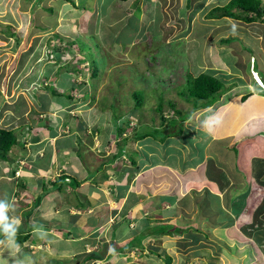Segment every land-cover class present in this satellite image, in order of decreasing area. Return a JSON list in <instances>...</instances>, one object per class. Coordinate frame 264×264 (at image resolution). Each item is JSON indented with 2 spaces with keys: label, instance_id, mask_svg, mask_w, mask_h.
I'll return each mask as SVG.
<instances>
[{
  "label": "rangeland",
  "instance_id": "rangeland-1",
  "mask_svg": "<svg viewBox=\"0 0 264 264\" xmlns=\"http://www.w3.org/2000/svg\"><path fill=\"white\" fill-rule=\"evenodd\" d=\"M73 1L78 7H72L65 0H0V126L15 129L19 143L13 147L10 157L16 161L24 148L30 145L24 146V143L36 131L39 130V135L45 132L44 135L49 138L47 129L54 135L59 130L60 134L49 140V149L65 148L68 153L74 149L76 156L71 155V165L75 162L77 168L88 174L94 173L104 163L102 172L95 179L100 180L107 171L113 172V177L111 180L105 177L99 186L94 183L78 188H49L52 200L64 205L57 208V215L43 218L39 208L41 202L33 207L37 197L35 183L14 186L9 176V183L0 187V197L4 200L3 195L9 194L12 198L6 200L19 209L16 213L13 207L9 210L11 217L21 219L16 235L26 233L32 223L33 227L46 233L33 228L28 239L9 242L0 232V264L6 261L4 258H11L1 253L6 248L15 250L11 253L12 259L15 256L13 264H82L81 257L63 255L68 254L71 248L76 250L83 245L84 238L82 241L77 238L80 232L87 233L86 244L88 236L93 239V244L103 242L98 255L107 258L105 262L109 264H246L245 255L233 253L237 244L231 242L232 239L239 240V235L250 233L249 228L242 225L244 218L241 221L236 219L234 223L230 218L226 223H214L212 214L208 213L209 219L203 217L201 220V212H205L200 207L201 198L205 203L211 202L213 193L209 194L211 189L208 185L213 186L212 176L219 173L212 164L217 161V147H212L211 142L212 133L221 132L218 131V124L211 130L207 129L205 121L214 118L226 126L228 115L235 117L236 114L249 113L258 104L255 96L244 99L249 93L240 89L249 84L257 91L256 81L259 85L263 82L262 74L255 71L264 75V23L242 24L227 18H207V10L212 5H223L228 0ZM226 37L235 39L223 42ZM50 51L52 56H49ZM47 52H50L48 56ZM60 53L63 54L59 56ZM78 58L84 59L83 62H75ZM88 62L96 72L95 78L91 76ZM202 71L217 76L227 90L211 106L192 114L189 111V117L183 121L177 135L171 126L165 128L160 116L179 118L186 115L191 104L179 92L186 91L185 78L188 74L196 76ZM53 89L60 95H56ZM236 90L240 91L241 102H234L230 97ZM138 91L142 105H136L133 98V93ZM226 96L229 98L226 99ZM226 100L232 101V111L221 105ZM169 103L175 104L178 116L168 112L171 110ZM159 105L161 111L156 110ZM230 106L227 109H231ZM233 119L227 128L230 129ZM46 122L49 126L42 127ZM119 125L125 127L126 136L134 133L135 128L152 131L156 126L157 130L149 131L152 135L144 139L148 151L140 143L130 140L126 141L123 149H133L136 154H112L117 150V143L112 141L111 144L110 139L114 137L121 141L123 137V134H114ZM193 127L210 134L211 140L205 146L208 136L200 132L196 138L197 130L194 131ZM96 131L98 134H95ZM166 132L172 134L166 135ZM95 136L98 140L93 142ZM101 139L103 149L98 144ZM46 144L45 140L39 155L46 152ZM229 150L239 152L238 146H231ZM32 155L35 156V153L32 152ZM44 156L49 159L50 155L45 153ZM53 156L55 159L50 157L48 162L52 167L46 171L51 178V174L58 173L56 161L64 159V155L63 158ZM130 158H133L134 164ZM256 164L260 165L259 162ZM138 165L140 169L153 167L141 170L139 175L135 171L123 174V171L133 170ZM166 166H170L172 171H168ZM188 168L200 171L191 175L193 178L201 177V180L196 177L197 182L202 181L201 187H183L188 181L189 175H185ZM34 172L30 170L32 178H35ZM222 172L227 175L226 171ZM157 173H163L164 179L170 176L169 180L162 181L164 187L159 184ZM39 174L37 176L41 177ZM21 175L25 178L29 174ZM220 182L225 183L223 179ZM125 189V197L130 194V199L136 196L139 200L143 196L133 208L126 206L125 198L114 200ZM173 189H182L187 204L190 200H200L198 207L183 210L179 202L171 199L180 195ZM230 193V198H238L233 189ZM158 194L161 200L158 209L164 210L166 215L174 213L169 222H148L150 218L144 215L151 208L146 205L157 199ZM166 200L171 204L166 205ZM151 204L153 206V202ZM78 205L83 206L81 210ZM253 206H260L255 223L263 221L264 201ZM125 207L128 208L126 212ZM117 209H123L125 213L129 211L126 216L130 223H120L121 216L124 218L125 214L114 213L113 210ZM30 210L32 212L25 217L24 214ZM63 210L71 214L65 217ZM152 213L150 216L154 218ZM46 220L52 225L41 224ZM27 221L30 224L26 228L24 222ZM194 221L196 223L192 226L187 225ZM50 227L51 230H45ZM112 232H116L114 237H111ZM158 232L164 234L159 235ZM233 232L234 236L231 235ZM74 237L77 238L76 243L72 242ZM257 244L259 250L252 251L259 258V263L252 257L254 261L251 264L261 263ZM109 247L122 253L114 252L108 258ZM75 253L78 254V251ZM164 254L172 257L171 262L165 260Z\"/></svg>",
  "mask_w": 264,
  "mask_h": 264
},
{
  "label": "crops",
  "instance_id": "crops-1",
  "mask_svg": "<svg viewBox=\"0 0 264 264\" xmlns=\"http://www.w3.org/2000/svg\"><path fill=\"white\" fill-rule=\"evenodd\" d=\"M262 23H264V21ZM249 28L251 29V25H249ZM252 30H254V29H252ZM262 33H264V32H262ZM263 83H264V80H263ZM240 90L249 93L246 95V98L247 97L250 98V97L255 96V100H256V102H258V104L249 113L244 112L243 114L241 113V115L236 114L235 117L233 114L228 115V117H226V119H225L227 125H228L229 121H232V119L234 118L232 124L230 125V129L227 128V125L224 126V124L222 122H221V124L218 123V131H221V132H219V134H213L212 133L213 140H211V136L209 134V136H210L209 141L211 140L212 147H217V153H216L217 161L214 160V163H212V164H214L216 169L219 170V173H218V175L212 176V178L214 180L213 186L208 185V187L211 189V194L213 193L212 195L210 194L211 195V202L205 203V202H203V199L201 198L202 201H201L200 207H202V209H205L204 210L205 212H201L202 213L201 220L203 217L204 218L206 217L209 219V216L207 214L210 213L213 216L212 218H214V223H219V222H223V221L226 223L228 218L233 219L231 222L235 221L236 219H239V221H241L240 219L244 218V220L242 221V225L246 226L247 224L251 223L253 220V213L255 211V208L257 207V206H253V204H255V203L260 204L262 198H264V173H263L264 172V105H263L264 95L261 94V92H260L261 89L259 90V88H258L257 91H255L254 88L252 86H250L249 84L244 85L243 88H241ZM228 92H227V94H228ZM239 92H240L239 90H236L230 96L233 98L234 102H241L240 97L238 95ZM227 98H229V97L226 96V99ZM231 102L232 101L226 100V101H223L221 105L225 106L226 110L232 111L233 109L230 106ZM59 104L60 103H58V105ZM228 106H230L231 109H227V108H229ZM49 109H50V107H49ZM50 122H52V121H50ZM68 124L69 123H67V125ZM41 134H42V136L38 140L39 144L41 143V146L38 145V148H39V149L37 148L38 151H40V149H42V143L46 140V136L44 135L45 132H42ZM56 137H57V135L55 137H52V138L50 137L49 140L50 141L54 140ZM50 146L51 145L49 142V146H46L47 147L46 152L43 151V153L41 155L42 158L38 159L35 164H33V162H31V164H26L24 162V164L22 166L21 174H29V175H26V179L22 182L21 185H19L20 182L18 181V178H16L15 176H12L11 168L6 165V162L0 161V182H3V183H0V187H3L4 184L9 183L8 178L10 176L11 182H12V180L14 181V186H16V184H17L19 187H21L24 185H31L28 183H32V185L35 183L36 193L37 194L42 193L43 189L41 188V183L39 184V181L44 175H46V176L48 175L46 173V171L47 170L50 171V168L52 167L51 164H49L48 162L50 161V157L51 158L54 157L53 155H58L59 158H63V155H64V159H58V160L56 159L57 160L56 162L58 164V168H57L58 172H60L63 169V173L67 174L69 177L71 175H74L77 177V179H79V176H82V177H80L81 184L76 186V187H85V184H87L89 181H88V178H86L84 171L81 168H77V164L75 162H74V164L71 165V161L69 160L71 155L76 156V154L74 152L68 153L65 148H59L57 150V149H55V148L53 149L51 147V149H49ZM231 146H234L235 148H236V146H238V148H239L238 154H237L236 150H235L236 152L229 150L231 148ZM61 152H63V153H61ZM66 152H67V154H65ZM45 153L47 155H50V156H48L49 159L46 158V156H44ZM256 157L258 158V160H256L257 159ZM54 159H55V157H54ZM38 162H40V164ZM256 162H259L260 165H257ZM43 165H45V166L43 167ZM228 168L230 170H227ZM15 169L16 170L20 169V167L16 166ZM166 169L168 171H172V169L170 167H166ZM30 170L35 171L34 177H35V180L38 179L37 181H33V179H31L29 177V176H31ZM193 170L194 169L188 168L187 171L185 172L186 173L185 175H189V177H188V181L185 182L183 187H201L202 186V181H199V182L196 181L197 180L196 177L198 178V176H195V178H193V176L191 175V174H194L195 172L198 173L200 171H193ZM37 171L40 173L39 175H42L41 177L37 176V173H38ZM222 171H226L227 175L225 176ZM166 173H168V172H166ZM56 174H59V173H56ZM161 174H163V173H160V175ZM160 175L156 174V178H159L158 180H159L160 185L163 184L162 181L170 179V176H169V178L166 177V179H164V178H161ZM196 175H198V174H196ZM198 179L201 180V177L199 176ZM222 179L225 181V183L220 182V180H222ZM51 181H52V179H51ZM153 184H155L156 187H159L156 184V182H153ZM204 185H205V183H204ZM164 186H165V184H163L162 187H164ZM221 187H224V188H221ZM246 187H250V189L247 191V194L245 193ZM230 189H233L234 195H237L238 198H240V196L243 193H245V204L242 206V210H240L238 212V215H236V212L238 209L237 204L239 203L238 198L235 200L233 198H230V195H231ZM185 190H186V188H184V191ZM239 191H241V193ZM12 195L14 196L15 192L12 193ZM47 195H44V197L40 201L41 204L39 205V208L41 209L40 214H43V218H44V216L46 218H51L53 215H57V211H58L57 208L58 207L63 208V205H64L63 203L58 204L59 202L55 201L54 199L52 200L53 195L50 197V193H48ZM196 196H198V195H196ZM2 198L10 200L12 197L9 194H7V195H3ZM219 198H221V199L224 198V199L220 200ZM0 200H1V197H0ZM175 201L180 203V206L182 207L183 210L191 209V208L195 210L198 207V204L200 203V202H198L200 200L197 199L195 201L190 200V203L187 204V202H185L182 189H180V195L176 196ZM137 202H135L132 205V208L134 207V205ZM152 202H153V206L151 204ZM154 202H157V204H154ZM151 203L149 204V206L151 208L148 209L147 212L144 213V215L147 214L148 217H151L150 214H151V212H153L154 213L153 216H154V220H155L154 222H157L158 220H165L164 222H166V221L169 222L170 218L167 219L168 216L166 215V213H164V210L158 209V204L161 203L158 196H157V199H155L154 201L151 200ZM203 203H204V205H202ZM167 204H171V203L168 201V202H166V205ZM235 205H236V208H234ZM193 206H195V207L193 208ZM12 207L14 208L15 213L17 210H19V209H17L18 207H14V206H12ZM79 209L81 210L82 208H79ZM62 212H64L66 214L65 217H67L71 214V213H69V211L67 214V210H63ZM71 212L74 213V211H71ZM155 213H158L159 214L158 216H162L161 218H163V219L158 218V216L155 215ZM11 214L12 213L9 211V213H8L9 217H11ZM203 214H204V216H203ZM141 215H143V214L141 213ZM231 216L233 218H231ZM43 218H41V219H43ZM121 218L123 219L122 216H121ZM151 218H153V217H151ZM122 219H121L120 223L128 222V221H125ZM48 220H46L47 222L41 221V224L45 223L44 225H47V226L52 225L51 223L48 222ZM24 223L26 225L25 226L26 228L28 227V224H30L28 221L24 222ZM34 223H37V221ZM195 223H196V221L191 222L190 224H187V225L192 226ZM262 223L263 224H261L260 229L254 230L252 233H248L246 235H242V236L239 235L238 236L239 240H237V239L231 240L232 244L234 242H236V243H234V245L237 244L236 245L237 248L235 247L236 250H234V249L232 250L233 253L245 255V258H246L245 263L246 264H247V262L249 264H251V262L254 261L253 258L256 259V263L257 262L259 263V258H257V256L255 254H253L254 251H252V250L258 249V247L256 246L257 243H258L257 245H259V247H260V252H261V263L260 264H264V220L262 221ZM227 224H229V222ZM34 228H38V227H34ZM32 229L33 228H30V230H32ZM38 229L40 231V228H38ZM45 230H51V227L49 229H45ZM40 232H44V231H40ZM44 233H46V232H44ZM115 233L112 232L111 237H114L113 235ZM85 235H87V233L80 232V235L77 237L80 239V241H82L84 238L83 245L81 244V247H79L76 250L74 248H71V250L68 254H63V255H67L70 257L73 256L75 258L81 257L82 259L80 261L82 264H109V263L105 262V260H107V258L105 259L102 256H100L101 258L95 259L91 255L92 253L98 254L101 252V251H99V249L101 247L100 244L102 245L103 242L100 243V241H99L98 243L93 244V239L88 236V239H87L88 241L86 244ZM231 235L234 236V232L231 233ZM233 236H231V237H233ZM77 238L72 239V242L76 243ZM50 239H52V238H50ZM228 246H231V245H228ZM2 250L5 252H1V253H4L5 255L7 254L6 255L7 257L11 256V258H4V261L5 260L6 261L3 262V264H13L12 262H13V260L15 262V256L12 259V254H13V252H15V250H13V249L11 250L10 248H9V250H8V248H6V250L5 249H2ZM72 250H73V252H72ZM107 250H105V251H107ZM8 251L10 254L11 253L12 254L9 255ZM76 251H78V254L75 253ZM108 252L109 253H107L108 255L106 256L108 258H109V255L113 256L114 252H115L114 254H116V253L121 254L122 253L121 250H119V252H116L115 249L113 250L110 247H109ZM88 256H90L89 258H92V259H89ZM101 259H103V260H101Z\"/></svg>",
  "mask_w": 264,
  "mask_h": 264
},
{
  "label": "trees",
  "instance_id": "trees-1",
  "mask_svg": "<svg viewBox=\"0 0 264 264\" xmlns=\"http://www.w3.org/2000/svg\"><path fill=\"white\" fill-rule=\"evenodd\" d=\"M65 1H67L68 3L70 2L72 7H73V5H75V7L76 6L78 7V5L73 0H65ZM120 1L126 2L127 0H120ZM206 16H207V18H220V17L226 16V17H230V18H234V19H241L244 22H253V21H257V20L264 21V0H228L223 5H216V6L212 7ZM233 39L234 38H227V39H223L222 41L223 42H230ZM50 52H51V54H50ZM50 52H47L46 55L48 56V53H49L50 54L49 56H52L53 53H52V51H50ZM63 53H65V52H63ZM62 54L60 53L59 56H61ZM83 60L84 59H82V58L81 59L78 58L77 60H75V62H80V61L83 62ZM88 64H89V62H88ZM88 67H89L88 69L91 71L92 78H95L96 76H94V75H96V72L94 71V69L91 68L90 64L88 65ZM256 72H259L260 74H262L263 80H264L263 73H261L258 70ZM52 87L53 86H51V88ZM258 87H259V89H262V91H260V92H261V94L264 95V87H262V88H260V86H258ZM185 89H186V91H183V92L181 91L179 93L181 95H183L186 98V101H188L191 104L190 110L186 111V113H185L186 115L179 116V118H176L173 115L169 118L164 117L163 115L160 116L162 119V124L165 123V128L169 129L171 126V128L174 130V133L177 135L179 134V132L182 129L183 121L187 120V118L189 117L188 116L189 111H191L190 112V114H191L192 112H194L200 108H205V107L211 106L227 90L226 87L223 85L222 81L218 77H216L212 74H208L206 71H202L201 73H199L196 76L188 74L187 77L185 78ZM53 91L56 95H60L59 93H56L54 89H53ZM133 98L135 100L136 105H142V98L139 95V91H138V93L137 92L133 93ZM243 98L245 99L246 97H243ZM169 104L171 106V107H169V108H171V110H169L168 112H170V113L174 112L178 116L179 110L176 109L175 104L174 103H169ZM156 110L161 111V106L160 105L157 106ZM172 121H173V123H172ZM176 121H178V122H176ZM47 126H49V124H47V122H46L42 127L46 128ZM175 126H178L179 128L175 129L174 128ZM193 128H194V131L197 130V131H195L196 138L199 136L200 132H203V133H205V137L208 136V141H209L210 136L207 134L206 131L198 129L196 127H193ZM14 130L0 126V160L5 161L6 165L11 168L12 176H14L15 168H16V166H18L20 164V161L26 160V158L31 157L30 154L32 152H33V154L36 152L35 148H36V146L38 147V145H39V144H37V142L42 136L41 134L39 135V130L36 131V134H33L32 137L29 139V141L27 143H24L25 144L24 146H27L29 144L30 145L24 148L23 154L18 155L17 158H19V159H18V161H16V159H12L13 157H10V154L12 153L13 147H15L16 145L18 146V143H19ZM156 130H157V127L153 126V130L152 131L149 130V131L154 132ZM118 131L120 134H123V137L121 138L120 153L135 152V154H136V151L133 149L123 151L124 144H126V141L130 142V140H132L136 144L140 143L141 144L140 146L144 150L148 151L147 147L145 146L146 142L144 141V139L148 138L149 135H152V134H150L149 131L137 130V128H135L134 133L130 134L129 136H126V133H125L126 129L122 126L118 127ZM47 133H50V137L52 138V137H55L56 135L58 136L60 134V131L57 130V133L54 135L53 132H51L47 129ZM169 134H172V133H170V132L166 133V135H169ZM49 138L46 137V141H47L46 146H48V144H49ZM25 140H27V139H25ZM208 141L204 142L203 146H205L208 143ZM130 161L134 164L133 158H130ZM94 174H95V172L94 173L91 172V173H88L87 175L93 176ZM65 177H66V175L60 174L54 181H51L48 176L44 175L42 177L43 179L41 180V188L43 189L42 193L37 194V197L35 199V203H34L33 207L35 208L36 206H38L40 204L41 199L48 192L49 188L55 187L57 189L60 187L67 186L66 185L67 182L65 180ZM44 178L47 180V182L44 180ZM70 178H72V179L70 180L69 183L71 184L72 187H75V186H78L81 184L80 179H77V177H70ZM18 181L20 182L19 185H21L23 182V179L18 178ZM97 182H101V181H99V180L95 181V183H97ZM39 184H40V181H39ZM123 192L119 193L120 196L124 195ZM244 197H245V195L243 194L238 199L239 203L237 204L238 209H237L236 215H238V212L240 210H242V206L244 205ZM131 200H132V202L135 201L136 196H134V199H131ZM33 207H32V209H33ZM82 207L83 206H79V205L77 206L78 209L82 208ZM234 208H236V205L234 206ZM31 212H32V210L28 211L27 213L24 214V216L27 217ZM254 216H255V220H256L257 212L255 213ZM153 221H155V220L154 219L148 220V222H153ZM261 224H263V223H261ZM29 226H31L30 228H34L31 224ZM151 233L154 234L155 232H151ZM160 233L158 232L159 235L164 234L162 232H160ZM153 234H149V236H151ZM17 235H19V236H17ZM17 235H15L14 240L16 242H22V241H24L30 237V229H28L27 232L22 234L21 236H20V234H17ZM115 235L116 234H114L113 236H115ZM150 252H152V251L150 250ZM91 255L94 258L100 257V255H98L96 253H92ZM164 255L166 258L165 260L167 262H171L172 257L168 254H164ZM133 264H137V263H133Z\"/></svg>",
  "mask_w": 264,
  "mask_h": 264
},
{
  "label": "clouds",
  "instance_id": "clouds-1",
  "mask_svg": "<svg viewBox=\"0 0 264 264\" xmlns=\"http://www.w3.org/2000/svg\"><path fill=\"white\" fill-rule=\"evenodd\" d=\"M204 3V2H203ZM221 5V4H220ZM214 6H216V5H212L211 6V8L212 7H214ZM211 8H209L208 10H207V13L210 11V9ZM206 13V14H207ZM221 18H227V20H229V19H231V20H234L235 21V23H241L242 22V24H251V23H254V22H257V21H259V20H257V21H253V22H244L243 20H241V19H234V18H230V17H226V16H224V17H220V18H210V19H221ZM261 22H263V21H261ZM227 38H232V37H226V39ZM235 39V38H234ZM223 40V39H222ZM232 41V40H231ZM45 58H47V57H45ZM207 72V71H206ZM256 72V71H255ZM207 73H209V72H207ZM215 76V75H214ZM217 77V76H216ZM256 84H257V86H260V88H262V87H264V83L262 82V84L261 85H259L258 84V82L256 81ZM72 90H75V89H72ZM219 100V99H218ZM216 102V101H215ZM197 111V110H196ZM193 113V112H192ZM191 113V114H192ZM186 121V120H185ZM219 123V121L218 120H215L214 118H209V119H207L206 121H205V127L207 128V129H209V130H211L216 124H218ZM120 126H122V125H119V126H117V129H118V127H120ZM129 126H132V124L131 125H129ZM123 127V126H122ZM125 128V127H124ZM132 129V128H131ZM174 131V130H173ZM76 133V132H75ZM167 133V132H166ZM95 134H98V131H96V133ZM100 134V133H99ZM115 135H118V134H120L119 133V131H115V133H114ZM104 135H107L106 133H104ZM108 136V135H107ZM95 138H96V140H94L93 142H95V141H97L98 140V137H96L95 136ZM93 140V139H92ZM112 141H113V143H117V150L116 151H114V152H112V154H116V153H119L120 152V145H121V141H118L117 140V138H114L113 137V139L111 140L110 139V143L112 144ZM108 142V143H109ZM102 143V139L101 140H99V143L98 144H101ZM37 144H39V142L37 143ZM103 144V143H102ZM102 144H101V148L103 149V147H102ZM104 144H106V142L104 143ZM105 148V147H104ZM125 149H123V151H124ZM72 151L74 152L75 150L74 149H72ZM98 151H99V149H98ZM122 151V152H123ZM127 151V150H126ZM152 152H150V154H151ZM111 155V153L108 155V156H110ZM105 156H107V155H105ZM105 156H103V157H105ZM42 157H41V155H39V151L38 150H36V152H35V156L34 155H32L31 157H29V158H26V160H21L20 161V164L18 165V167H20V169H15V174H14V176L16 177V178H22L23 176L21 175V170H22V166H23V164H24V162L26 163V164H31V162H33V164H35L36 162H37V160L38 159H41ZM104 159V158H103ZM118 161V160H117ZM117 161H116V164H117ZM103 165H104V163H101L100 164V166L94 171L95 172V174L93 175V176H88L87 175V173L84 171V174H85V176H86V178H88V181H89V183H87V184H90V186L91 185H93L94 183H95V181H97L96 179H95V176L97 175V174H99L100 172H102V170H101V167H103ZM26 166V165H25ZM117 166L115 165V167L114 168H116ZM151 167H153V166H151ZM151 167H146L145 169L146 170H148V168H151ZM166 167H170V166H166ZM114 168L112 169V171L114 170ZM31 169V168H30ZM145 169H140L139 168V165L137 166V167H135L133 170H128V171H123V174L124 173H126V172H136L138 175L142 172V171H145ZM176 169V168H175ZM142 170V171H141ZM59 174H51V175H53V178H51L50 176H48L49 177V179L51 180L52 179V181H54L60 174H63V175H66V177H65V180H66V187H72L71 186V184L69 183L70 182V177H76V176H74V175H71L70 177L67 175V174H65V173H63V170H61L60 172H58ZM123 174H121L122 175V177H123ZM130 174V173H129ZM157 174H159L160 175V173H157ZM70 175V174H69ZM126 176H128V174L126 175ZM131 176H133V175H131ZM161 177L163 176L162 174L160 175ZM31 179H33V181H37V180H35V178H32L31 176H29ZM109 178V180H111L112 179V177H113V172H109V171H107L106 173H104L103 174V176H102V178L99 180V181H101V182H97L96 183V185H100L101 183H103L104 182V180L106 179V178ZM162 178H164V177H162ZM23 179V181L26 179V177L25 178H22ZM114 179H116V178H114ZM118 180V179H117ZM69 183V184H68ZM117 183H118V181H117ZM28 184H32V183H28ZM86 185V184H85ZM19 187V186H18ZM76 187V186H75ZM126 187H128V183L126 184ZM76 188H78V187H76ZM97 189H99V187H96ZM173 188H176V187H173ZM178 188V187H177ZM16 189V188H15ZM26 189H29V187H26ZM73 189V188H72ZM119 189L121 190L122 188L121 187H119ZM250 189V187H246V190H245V193L247 194V191ZM74 190V189H73ZM96 190V189H95ZM170 191V190H169ZM173 191L174 192H179L180 193V189H178V191H176L175 189H173ZM120 193H122V191L120 192ZM124 193V195H121L120 196V194L118 193V195L115 197V201H118L119 199H123V198H125V200H126V206H130L131 208H132V205L135 203V202H137V201H139L140 199H143V196H141V197H139V200L137 199V197H136V200L135 201H133L132 202V200L130 199V194L128 195L127 194V197H125V194H126V189H125V191L123 192ZM245 193H243L244 195H245ZM209 194H211V193H209ZM242 194V195H243ZM148 195V194H147ZM241 195V196H242ZM154 197V196H153ZM160 197V195L158 194V198ZM130 199V200H129ZM172 199V201H175V199L172 197L171 198ZM146 200V199H145ZM161 201V200H160ZM166 201H168V200H166ZM263 201H264V198H262V200H261V202H260V204L261 203H263ZM132 202V203H131ZM157 204V203H156ZM244 204H245V197H244ZM259 204V205H260ZM167 205H170V204H167ZM120 206H122V205H120ZM146 206H149V205H146ZM158 206H160V203L158 204ZM260 206H257L256 208H255V211H254V213H253V220H252V222L251 223H249V224H247L246 225V227H248L249 228V231H250V233H252L254 230H257V229H260L261 228V223H262V221H259L258 223H255V213L257 212V210H258V208H259ZM12 208V205L6 200V199H4V200H0V232H2L3 234H4V236L7 238V240L9 241V242H12V241H14V239H15V235H16V232L18 231V228H19V226H20V224H21V219H20V217H18V216H13V217H9V215H8V213H9V210ZM150 209V208H149ZM166 209V208H165ZM128 210V208L127 207H125L124 208V211L126 212ZM122 211H123V209H122ZM121 211V209L120 210H113V212L115 213V212H117V213H124L125 214V216H124V218L122 219V220H125V221H128V217L126 216V215H128V213H129V211L127 212V213H125V212H122ZM174 213H167V219H169L170 218V220H171V215H173ZM146 217H148V215L146 214L145 215ZM135 217V216H134ZM150 219H154V218H151V217H149ZM159 221V220H158ZM126 224H128V223H130V221H128V222H125ZM246 235V234H245ZM18 247V246H17ZM150 252V251H149Z\"/></svg>",
  "mask_w": 264,
  "mask_h": 264
},
{
  "label": "bare ground",
  "instance_id": "bare-ground-1",
  "mask_svg": "<svg viewBox=\"0 0 264 264\" xmlns=\"http://www.w3.org/2000/svg\"><path fill=\"white\" fill-rule=\"evenodd\" d=\"M61 177V176H60Z\"/></svg>",
  "mask_w": 264,
  "mask_h": 264
}]
</instances>
